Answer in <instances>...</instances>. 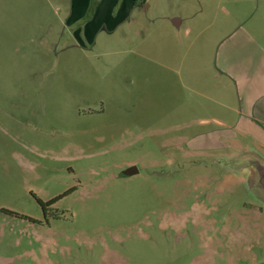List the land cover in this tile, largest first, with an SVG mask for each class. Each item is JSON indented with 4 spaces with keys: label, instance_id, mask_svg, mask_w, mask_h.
<instances>
[{
    "label": "rangeland",
    "instance_id": "1",
    "mask_svg": "<svg viewBox=\"0 0 264 264\" xmlns=\"http://www.w3.org/2000/svg\"><path fill=\"white\" fill-rule=\"evenodd\" d=\"M102 1L0 0V264H264V0Z\"/></svg>",
    "mask_w": 264,
    "mask_h": 264
},
{
    "label": "crops",
    "instance_id": "2",
    "mask_svg": "<svg viewBox=\"0 0 264 264\" xmlns=\"http://www.w3.org/2000/svg\"><path fill=\"white\" fill-rule=\"evenodd\" d=\"M138 2L139 0H103L98 7L96 20L89 24V29L86 32L89 33L96 31L98 27L106 23H114V25L117 26L122 24L134 11V9L137 8ZM116 9H118L117 14L115 12ZM181 23L182 20L178 18L172 19V24L174 26H180ZM255 53H257L258 56H260L259 53H263L261 56H264V51H257ZM261 65L262 66H258L256 68H252L251 66L244 68V75L245 72L250 71H254L256 74L253 75V79H249L252 82H250L247 88L243 90L244 95L239 97L237 107L232 101H226L225 103L223 101L215 100V104L217 106L224 107L230 114H233L234 111L239 113L240 117L244 120L242 124L235 125V121L233 123H229L224 122L221 119H216L218 124L225 127L229 126V128L232 127V129H236L242 133L255 136L258 140L264 143V82H258L261 78L264 80V63Z\"/></svg>",
    "mask_w": 264,
    "mask_h": 264
},
{
    "label": "water",
    "instance_id": "3",
    "mask_svg": "<svg viewBox=\"0 0 264 264\" xmlns=\"http://www.w3.org/2000/svg\"><path fill=\"white\" fill-rule=\"evenodd\" d=\"M134 171H137V169L135 167L129 168L127 171L124 172V174L126 175H130L132 174ZM264 180V178H263Z\"/></svg>",
    "mask_w": 264,
    "mask_h": 264
},
{
    "label": "trees",
    "instance_id": "4",
    "mask_svg": "<svg viewBox=\"0 0 264 264\" xmlns=\"http://www.w3.org/2000/svg\"><path fill=\"white\" fill-rule=\"evenodd\" d=\"M55 201L53 200V201H51V202H49V203H47V204H45V203H43L42 201H40V204L42 205V206H46V205H50V204H52V203H54ZM9 213H11V212H9ZM11 214H14V213H11Z\"/></svg>",
    "mask_w": 264,
    "mask_h": 264
}]
</instances>
